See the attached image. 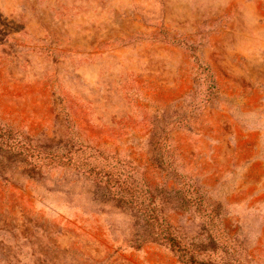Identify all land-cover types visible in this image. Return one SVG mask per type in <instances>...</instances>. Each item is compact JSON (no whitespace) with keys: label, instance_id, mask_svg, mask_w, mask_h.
Wrapping results in <instances>:
<instances>
[{"label":"rangeland","instance_id":"374dc122","mask_svg":"<svg viewBox=\"0 0 264 264\" xmlns=\"http://www.w3.org/2000/svg\"><path fill=\"white\" fill-rule=\"evenodd\" d=\"M148 219L264 264V0H0V264H192Z\"/></svg>","mask_w":264,"mask_h":264},{"label":"trees","instance_id":"16d2710c","mask_svg":"<svg viewBox=\"0 0 264 264\" xmlns=\"http://www.w3.org/2000/svg\"><path fill=\"white\" fill-rule=\"evenodd\" d=\"M98 179H99V182H98L99 185L105 183L107 185H105L104 187H108V182H106V180H104V178L101 177ZM128 185L131 186L132 184H130L126 180H118V186L120 187V189H122V187L131 188ZM165 224H166L165 222H162V221L157 220V219H155V220L154 219H148V220H146V223L141 227L139 232L137 231V233H135V236H138L144 230H147L148 233L151 234V237L154 235L162 236V239L164 240V242H166L169 245L171 250L175 251L178 254L183 255L189 263H192V264L195 263L196 258L193 255L189 254L188 250L183 247V244L179 240V238L176 235H174L171 232V230L167 229ZM148 241L149 240H144V244Z\"/></svg>","mask_w":264,"mask_h":264}]
</instances>
